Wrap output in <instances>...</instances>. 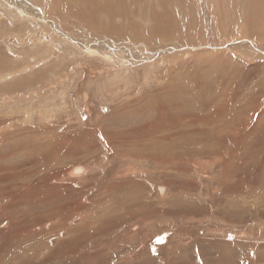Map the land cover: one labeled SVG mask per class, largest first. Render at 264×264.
<instances>
[{"label":"rangeland","instance_id":"1","mask_svg":"<svg viewBox=\"0 0 264 264\" xmlns=\"http://www.w3.org/2000/svg\"><path fill=\"white\" fill-rule=\"evenodd\" d=\"M93 1L0 0V264H264L254 0Z\"/></svg>","mask_w":264,"mask_h":264},{"label":"bare ground","instance_id":"2","mask_svg":"<svg viewBox=\"0 0 264 264\" xmlns=\"http://www.w3.org/2000/svg\"><path fill=\"white\" fill-rule=\"evenodd\" d=\"M16 1V0H15ZM19 1H21V0H19ZM83 1V0H82ZM87 1H89V0H84V3L85 2H87ZM123 0H111V3L112 4H115L116 2H122ZM92 2H93V4H95V5H92V4H90V2H88V3H85L86 4V8L89 10H91V13H94L95 12V14L97 13V9L102 5V4H99L100 3V1H98L97 3L96 2H94L93 0H92ZM91 2V3H92ZM104 2H105V0H104ZM106 2L107 3H109V4H107V5H110V2L108 1V0H106ZM51 3V2H50ZM55 3V2H54ZM262 3V2H261ZM260 3V0H254L253 2H251L250 3V7L252 8V9H254L255 8V10H256V13H255V11H254V13L252 12L251 14V17H248V16H246V15H244V23H243V27H242V31H244V34H242L241 33V35H245V36H248L249 37V39H251V38H253V39H255V40H261V41H263L264 40V27H263V24H264V21H263V19H260L261 18V11L259 12V11H257V9L258 10H260L261 8H262V4ZM24 3L23 2H21V6L23 5ZM53 4V3H52ZM99 4V5H98ZM214 4V3H213ZM104 5V4H103ZM256 5H259L260 7H257ZM50 4H49V1H47V6H46V8L48 9H50ZM206 6V5H205ZM205 6H204V9H205ZM29 8V7H28ZM41 8V7H40ZM44 8H45V6H44ZM84 8V7H83ZM85 8V9H86ZM101 8V7H100ZM106 8V7H105ZM120 8V7H119ZM118 8V9H119ZM122 8V7H121ZM221 8V7H220ZM260 8V9H259ZM46 9V11H45V13H43L42 11V13L43 14H39V12L37 11V8L35 9V10H33L32 8L30 9V11H32V12H36L35 14L36 15H45L44 16V18L45 19H47V20H50L49 19V17H47V15H50L49 13L50 12H48V10ZM81 10V9H80ZM107 10V9H106ZM125 10V9H124ZM208 10V9H207ZM206 10V11H207ZM264 10V9H263ZM99 11V10H98ZM103 11H105V10H103ZM123 11V10H122ZM251 11V10H250ZM58 12V11H57ZM63 12H65V11H63ZM84 12H86V11H84V10H81L79 13H84ZM90 12V11H89ZM114 12V11H113ZM91 13H89L90 14V16H92L90 19H92L93 18V20H89V22L87 21V22H85V25H87L88 27H90V28H93L95 25H96V19H95V17H96V15L95 14H91ZM98 13H100V12H98ZM115 13V12H114ZM122 13V12H121ZM121 13H117L120 17H121ZM199 13V12H198ZM264 13V12H263ZM87 14H88V12H87ZM88 14V15H89ZM101 14V13H100ZM110 14H112V15H115V14H113L112 12L110 13ZM116 14V15H117ZM54 15V14H53ZM66 15V14H65ZM83 15V14H82ZM115 16V17H118L119 18V16ZM205 15H207V13L205 12ZM249 15V14H248ZM85 16V15H84ZM129 16V15H128ZM211 16H212V14H211ZM242 16H243V14H242ZM38 17V16H37ZM65 17V16H64ZM78 17H79V14H78ZM109 17V16H108ZM114 17V19L115 20H117L118 18H115ZM51 18H52V16H51ZM82 18V17H81ZM127 19H129V18H131V17H126ZM150 18V17H149ZM162 17L161 16H159V19H161ZM207 19H208V17H206ZM36 19V18H35ZM39 19V18H38ZM125 19V18H124ZM123 18H122V20H124ZM192 19H193V17H192ZM46 20V21H47ZM119 20V19H118ZM117 20V21H118ZM121 19L119 20L120 22L122 21ZM82 21L84 22V20L82 19ZM98 21H100V20H98ZM113 20L111 19V22H112ZM118 21V22H119ZM130 21V20H129ZM165 22H163V25H161L160 26V23H158L159 24V27H157V26H155V28H152V29H150L149 27H147L146 26V28H147V30L144 28V27H140V25H139V27H137L138 26V24L136 25L135 23H133V25H129L128 24V22H126L127 24H128V26H126V29H127V32H128V34L125 36L124 34V32H121L120 30L118 31V30H116L115 28H116V26H115V24H114V28H109V32H116V34L115 35H117V34H119V35H124L123 37H118V39H123V40H128L129 42H130V47L134 50V49H137L138 47H140V44H141V41L142 40H145V42H142V44L141 45H145L146 43L148 44V42H149V40L150 39H154V38H156V37H159V36H161V38L162 39H167V38H171V37H173L174 35H176L177 33H179V30L178 29H175V28H173V26H172V28H170V23L169 22H167L166 20H164ZM173 20H171L170 22H172ZM197 21H198V19H197ZM201 22H200V24H207V22H204L202 19L200 20ZM106 22V21H105ZM110 22V23H111ZM120 22H119V24H120ZM258 22H262L263 24H261L262 25V27L263 28H261V26H259V24L257 25V23ZM101 23V22H100ZM103 23V22H102ZM123 23V22H122ZM121 23V24H122ZM132 23V22H131ZM127 24H125V25H127ZM117 25V24H116ZM209 25V24H208ZM120 26H122V25H120ZM124 26V25H123ZM97 28H98V23H97V26H96ZM139 28L140 30H137V28ZM124 29H125V27H123ZM122 28V29H123ZM193 28V23H191V25H190V27L187 29V31L190 33V35H192V34H194V33H196V34H198L199 33V30H193L192 29ZM207 29H208V27H206ZM118 29V28H117ZM167 29V31L164 33V34H162V32H163V30H166ZM203 29H204V27H203V25H202V27H201V32H202V34H203V37H204V39H208L207 41L208 42H212L214 39H215V36H214V34L212 33V31H210L209 29L208 30H206V32L204 33V31H203ZM105 30V29H104ZM107 30L108 29H106V32H107ZM124 31V30H123ZM169 33V34H166V33ZM166 34V35H165ZM217 35L219 36V35H221V33H217ZM216 35V36H217ZM136 37V38H134V40H133V38L132 37ZM188 36V35H187ZM221 36H223V35H221ZM221 36H219V37H221ZM229 36V35H228ZM196 37V36H195ZM240 37V36H239ZM105 40V39H104ZM184 40V39H183ZM120 41V40H119ZM216 41H217V39H216ZM160 42V41H159ZM181 42V41H180ZM237 42V41H236ZM239 42V41H238ZM241 42V41H240ZM239 42V43H240ZM245 42V41H244ZM250 43H251V45H253V42H251V40L249 41ZM249 42H248V44H249ZM183 43V42H182ZM238 43V44H239ZM184 44H189V42L188 41H185V43ZM259 44V43H258ZM257 44V45H258ZM91 45H93V44H91ZM173 45H174V43H173ZM246 45V44H245ZM244 45V46H245ZM254 45H255V43H254ZM159 46V45H158ZM190 46V45H189ZM235 46H239V45H236L235 44ZM148 47V46H147ZM251 47V46H250ZM259 47V46H258ZM263 47V46H262ZM184 48H187V46H185ZM91 49V48H90ZM127 49V48H126ZM166 49V48H165ZM250 49V48H249ZM145 50H146V48H145ZM185 50V49H184ZM256 50H258V49H256ZM135 52H137L138 50H134ZM131 52V51H130ZM122 53V52H121ZM134 53V52H133ZM257 53V52H256ZM126 54V53H125ZM135 54V53H134ZM261 54V53H260ZM161 55V54H160ZM263 55V54H262ZM164 56V55H163ZM171 55H169V57H170ZM130 60H134V61H136V59L135 58H137V57H134V55L132 54V53H130ZM165 57V56H164ZM168 57V56H167ZM145 59V58H144ZM161 59V58H160ZM96 71V70H95ZM199 119V118H198ZM151 158V157H150ZM155 159V158H154ZM155 161H156V159H155ZM160 162H161V160H160ZM78 171H80V170H78ZM77 171V172H78ZM74 172H76V170L74 171ZM133 187H136V186H133ZM46 188V187H45ZM132 189H134V188H132ZM138 190V189H137ZM140 191V193H141V196H140V194L139 193H136L137 194V198H142V195H143V193L141 192V189L139 190ZM179 196V195H178ZM177 198V197H176ZM108 199V198H107ZM125 200V199H124ZM116 202V205L118 204V206L116 207V211L117 210H122L123 208H125V210H126V212H129L130 213V215H132V214H134V212L136 213V212H138V211H141V210H143V208H144V205L143 204H137L136 202H134L133 201V203H132V206H130V207H125V206H122L121 205V203H120V199H116L115 200ZM176 204V203H175ZM174 207L176 208V206L174 205ZM177 207H178V204H177ZM145 209V208H144ZM125 212V211H124ZM118 213V212H117ZM116 227H117V225H116ZM111 230V229H110Z\"/></svg>","mask_w":264,"mask_h":264}]
</instances>
